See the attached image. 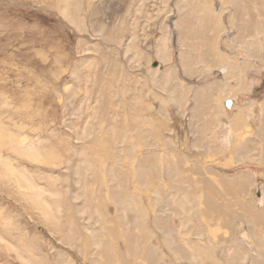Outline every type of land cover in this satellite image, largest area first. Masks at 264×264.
<instances>
[{
    "label": "rangeland",
    "instance_id": "obj_1",
    "mask_svg": "<svg viewBox=\"0 0 264 264\" xmlns=\"http://www.w3.org/2000/svg\"><path fill=\"white\" fill-rule=\"evenodd\" d=\"M55 4L0 0V264H264V0Z\"/></svg>",
    "mask_w": 264,
    "mask_h": 264
},
{
    "label": "bare ground",
    "instance_id": "obj_2",
    "mask_svg": "<svg viewBox=\"0 0 264 264\" xmlns=\"http://www.w3.org/2000/svg\"><path fill=\"white\" fill-rule=\"evenodd\" d=\"M64 1H66V0H50V2H52V3H56L55 5L56 6H58V7H60V4L59 3H63ZM63 5H65V3L63 4ZM52 6V5H51ZM54 7V6H53ZM66 7V6H65ZM59 10V9H58ZM67 10V9H66ZM63 13V12H62ZM66 13L68 14V12L66 11ZM64 15H65V13H64ZM233 43V42H232Z\"/></svg>",
    "mask_w": 264,
    "mask_h": 264
},
{
    "label": "crops",
    "instance_id": "obj_3",
    "mask_svg": "<svg viewBox=\"0 0 264 264\" xmlns=\"http://www.w3.org/2000/svg\"><path fill=\"white\" fill-rule=\"evenodd\" d=\"M233 43L236 44L237 42H233ZM233 45H232V47H233ZM227 72H228V70H227ZM236 76H238V74H236ZM240 122L244 123V119H241Z\"/></svg>",
    "mask_w": 264,
    "mask_h": 264
}]
</instances>
